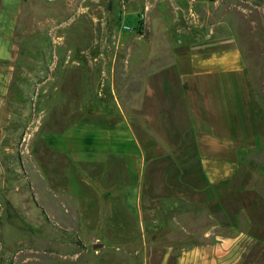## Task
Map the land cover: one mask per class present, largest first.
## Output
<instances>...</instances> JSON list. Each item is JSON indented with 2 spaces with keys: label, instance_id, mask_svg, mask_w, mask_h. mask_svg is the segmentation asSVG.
I'll return each mask as SVG.
<instances>
[{
  "label": "rangeland",
  "instance_id": "1",
  "mask_svg": "<svg viewBox=\"0 0 264 264\" xmlns=\"http://www.w3.org/2000/svg\"><path fill=\"white\" fill-rule=\"evenodd\" d=\"M175 2L28 3L18 34L19 73L0 101V264H135L144 260L139 252L166 247L136 236L200 239L215 221L209 210L181 194L165 203L161 224L147 222L143 229L137 215L128 213L127 226H119V212L109 210L117 196L107 193L90 171L75 170L70 160L48 153L42 137L59 112L68 122L80 111L105 122L118 119L123 110L139 112L150 71L179 51L171 48L187 47L190 40L176 30L190 22L187 14L176 12ZM209 4L207 27L226 19L240 32V45L234 46L242 49L253 93L256 145L241 150L238 176L222 194L226 233L238 237L232 249L242 252L239 264H264V0ZM253 21L258 22L256 35ZM163 31L172 45L163 44ZM34 112L35 130H29L27 113ZM119 235L135 236V241H114Z\"/></svg>",
  "mask_w": 264,
  "mask_h": 264
},
{
  "label": "crops",
  "instance_id": "2",
  "mask_svg": "<svg viewBox=\"0 0 264 264\" xmlns=\"http://www.w3.org/2000/svg\"><path fill=\"white\" fill-rule=\"evenodd\" d=\"M30 1L0 0V101L19 73L18 34ZM175 1L176 12L187 14L190 22L176 30L190 40L187 47L171 48L179 51L150 71L139 112L123 110L107 122L82 111L68 122L66 114L55 112L42 137L48 153L70 160L75 170L90 171L107 193L117 196L109 210L119 212V226H127L128 213L137 215L143 229L147 222L161 224L165 203L181 194L210 211L215 221L200 239L136 236L166 247L139 252L144 260L135 264H239L243 255L232 249L238 237L226 233L229 220L221 197L238 176L241 150L256 145L249 72L242 49L234 46L240 45V32L226 19L213 18L207 27L211 0ZM252 23L256 35L258 22ZM163 34V44L172 45ZM27 115V128L35 130V112ZM114 241L130 243L135 236L119 235Z\"/></svg>",
  "mask_w": 264,
  "mask_h": 264
},
{
  "label": "water",
  "instance_id": "3",
  "mask_svg": "<svg viewBox=\"0 0 264 264\" xmlns=\"http://www.w3.org/2000/svg\"><path fill=\"white\" fill-rule=\"evenodd\" d=\"M99 245H100V244H95L94 247H97V246H99Z\"/></svg>",
  "mask_w": 264,
  "mask_h": 264
}]
</instances>
